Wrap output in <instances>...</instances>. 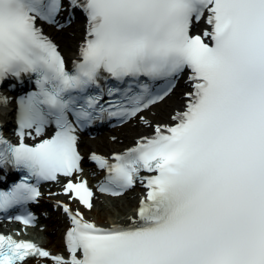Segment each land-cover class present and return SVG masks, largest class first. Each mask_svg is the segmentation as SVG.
<instances>
[{
    "label": "snow or ice",
    "instance_id": "snow-or-ice-1",
    "mask_svg": "<svg viewBox=\"0 0 264 264\" xmlns=\"http://www.w3.org/2000/svg\"><path fill=\"white\" fill-rule=\"evenodd\" d=\"M76 12L68 62L44 24ZM182 77L183 109L153 124L145 113ZM5 82L22 92L17 139L0 131V170L21 174L0 188L8 220L35 225L29 203L61 176L69 199L94 207L74 178L82 129L115 119L152 131L111 159L91 154L101 192L146 189L126 223L102 227L57 201L68 255L0 233V264H264V0H0ZM12 100L0 93V108Z\"/></svg>",
    "mask_w": 264,
    "mask_h": 264
},
{
    "label": "bare ground",
    "instance_id": "bare-ground-1",
    "mask_svg": "<svg viewBox=\"0 0 264 264\" xmlns=\"http://www.w3.org/2000/svg\"><path fill=\"white\" fill-rule=\"evenodd\" d=\"M82 22L75 21L68 27L60 28L58 26H49L46 32L53 36L61 45L62 50L68 59H73L78 48V42L82 31ZM187 90V82L185 78H181L177 88L164 101L153 106L146 112L149 120L155 123H171V117L175 111L182 110L184 107L185 97L184 91ZM13 97L11 94H6ZM15 105L13 100L7 108H0V113L8 115L10 109ZM152 128L144 125L142 122L133 120L122 126L113 128L108 132L96 135L93 137H81L78 147L83 159L81 160L82 173H77L75 179H86L88 185L96 191L94 197V207L87 209L78 198L69 199L62 191V183L65 178L61 176L57 181H52L44 186L40 192L45 195L43 199L50 197L56 204L57 201L68 203L73 209L79 208L84 213L87 219L93 220L102 227H109L114 223H126L129 218L137 211L140 198L144 195L146 189L137 181L135 189L127 191L122 196H108L99 191L102 183V173L88 163L86 158H89L93 152L108 157L114 151H121L130 147L140 135L151 133ZM115 137V139H113ZM31 142V140H29ZM59 212L52 215L50 221L45 224H39L32 234H25L21 229L15 231V237L18 239H30L53 253L63 254L68 253L63 246V236L65 230L69 227V222L66 214L62 211L59 204ZM9 222H0V232L11 234ZM28 264H35V260L31 259Z\"/></svg>",
    "mask_w": 264,
    "mask_h": 264
},
{
    "label": "rangeland",
    "instance_id": "rangeland-1",
    "mask_svg": "<svg viewBox=\"0 0 264 264\" xmlns=\"http://www.w3.org/2000/svg\"><path fill=\"white\" fill-rule=\"evenodd\" d=\"M175 92H177V91H175Z\"/></svg>",
    "mask_w": 264,
    "mask_h": 264
}]
</instances>
